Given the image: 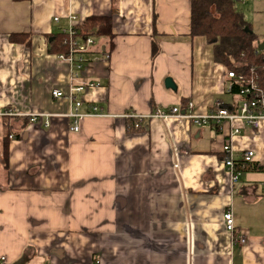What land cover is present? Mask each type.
Listing matches in <instances>:
<instances>
[{"label": "crops", "instance_id": "1", "mask_svg": "<svg viewBox=\"0 0 264 264\" xmlns=\"http://www.w3.org/2000/svg\"><path fill=\"white\" fill-rule=\"evenodd\" d=\"M72 16L76 25L109 17L114 35L112 52L107 39L96 37L100 59L78 80L100 84L84 92L80 112L95 102L106 116L83 119L76 133L65 117L70 102L53 96L55 90L68 95L69 66L49 53ZM190 30L191 0H0V113L12 114L0 116V258L264 264V122L254 130L243 122L143 119L140 130H131L124 117L190 102L196 115L208 114L217 101L237 111L241 98L230 89L226 67ZM12 36L31 44L13 43ZM167 78L176 90L166 88ZM38 113L50 118L26 125ZM233 126L241 131L232 140L238 157L255 153L237 183L223 163ZM228 211L235 235L226 229Z\"/></svg>", "mask_w": 264, "mask_h": 264}, {"label": "built area", "instance_id": "2", "mask_svg": "<svg viewBox=\"0 0 264 264\" xmlns=\"http://www.w3.org/2000/svg\"><path fill=\"white\" fill-rule=\"evenodd\" d=\"M239 2H247L249 0H238ZM260 1V0H258ZM77 17L72 16L70 18V27L63 32L67 36L65 43L68 45L67 53H60L57 58L66 63L69 66L71 74V87L68 95L64 94L59 90L53 92V96L57 99L65 98L71 104V111L65 115L72 123L70 130L72 132L80 131V122L87 117H104L103 109L95 102H91L94 106H91V111L88 113H81L80 110L84 104L85 95L84 92L90 88H97L100 86L99 83L86 82L79 83L83 72L87 71L92 64L99 61L100 58L96 57L95 54L101 49V44L98 42L95 36H83L78 31V26L74 24ZM55 21H59L58 18ZM107 59L110 56L106 55ZM250 75L245 76L243 74H237L236 71L228 72V79L231 81L230 89H238V95L241 98V104L237 111L233 112L223 101H217L212 111L206 115H196L194 113V103L190 102L185 107L176 106L171 109H157L155 112L148 116L126 114L124 117L127 119H135L136 129H140L143 119H160L169 120L175 119L178 121H190L196 126H204L214 123L220 127L224 123L234 124L236 122H243L252 127L254 130H258L260 125L264 122V87H262L258 81L256 71L254 68L250 70ZM12 115L10 113H0V116ZM49 119V115L42 113L34 114L30 116L32 123H36L40 119ZM46 127L50 126V122L46 121ZM241 133L240 129L233 126L232 131L228 135V140L225 142L223 152L225 158L223 163L227 168L231 176V182L237 183L240 179L241 174L247 170L253 162L255 153L253 151H247L243 156L238 157L236 154L232 140L234 136ZM13 138V137H11ZM224 220L226 223V229L233 235L236 233V224L233 213L228 211L224 214ZM234 242L237 244L245 245L246 238L234 237ZM0 264H9L6 257L0 258Z\"/></svg>", "mask_w": 264, "mask_h": 264}, {"label": "trees", "instance_id": "3", "mask_svg": "<svg viewBox=\"0 0 264 264\" xmlns=\"http://www.w3.org/2000/svg\"><path fill=\"white\" fill-rule=\"evenodd\" d=\"M238 0H191V30L190 37L205 38L214 49L216 62L223 64L227 72L236 71L237 74L250 75V70L255 69L259 79L258 83L264 87V52H259L257 44L258 36L254 33L251 24L245 19L244 14L236 8ZM250 32H247L246 29ZM78 31L83 36H95L98 39H107L113 50L112 19L109 17L93 16L88 18ZM13 43H24L30 46V38L12 36ZM67 36L63 33L56 35L49 44L50 54L67 53L68 45L65 43ZM160 52L157 40L152 42V57ZM234 88L232 93H237ZM131 121V130L135 128L136 120ZM32 123L31 120L26 125ZM6 134L3 138V157L7 162L10 146L11 127L5 124Z\"/></svg>", "mask_w": 264, "mask_h": 264}, {"label": "rangeland", "instance_id": "4", "mask_svg": "<svg viewBox=\"0 0 264 264\" xmlns=\"http://www.w3.org/2000/svg\"><path fill=\"white\" fill-rule=\"evenodd\" d=\"M238 8L251 24L254 33L258 36L259 42H264V0L262 2L249 0L245 3H237ZM230 99V98H229Z\"/></svg>", "mask_w": 264, "mask_h": 264}, {"label": "water", "instance_id": "5", "mask_svg": "<svg viewBox=\"0 0 264 264\" xmlns=\"http://www.w3.org/2000/svg\"><path fill=\"white\" fill-rule=\"evenodd\" d=\"M246 31L250 32V30L248 28L246 29ZM257 47H258L259 52H264V42L263 43L258 42ZM165 86L167 89L176 90V86H175V84L171 78L166 79Z\"/></svg>", "mask_w": 264, "mask_h": 264}, {"label": "bare ground", "instance_id": "6", "mask_svg": "<svg viewBox=\"0 0 264 264\" xmlns=\"http://www.w3.org/2000/svg\"><path fill=\"white\" fill-rule=\"evenodd\" d=\"M18 138V137H17Z\"/></svg>", "mask_w": 264, "mask_h": 264}]
</instances>
